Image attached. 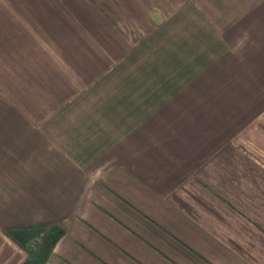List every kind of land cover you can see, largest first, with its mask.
Here are the masks:
<instances>
[{"label": "crops", "instance_id": "0c3cea01", "mask_svg": "<svg viewBox=\"0 0 264 264\" xmlns=\"http://www.w3.org/2000/svg\"><path fill=\"white\" fill-rule=\"evenodd\" d=\"M193 2H0V71L10 67L0 87L19 90L27 80L21 97L9 101L0 92V156L12 157L3 164L16 172L14 184L0 181L15 188L7 201L15 203L8 216L15 223L0 233L23 253L29 232L46 231L33 264H264V146H242L255 130L264 135V89L254 86L248 96L247 70L238 85L211 82L219 71L230 76V49L238 63H247L248 52L262 63L246 22L226 41L216 28L211 35L210 19L207 88L186 85L173 105L181 111L210 90L202 100L206 124L191 114L177 120V109L146 115L122 83L102 80L156 38L172 41L166 26ZM169 87L183 91L184 84ZM100 91L120 100L102 101ZM218 91L228 99L217 103ZM214 106L230 115L214 117ZM208 123L219 128L212 134ZM9 230L23 243L11 245Z\"/></svg>", "mask_w": 264, "mask_h": 264}, {"label": "rangeland", "instance_id": "374dc122", "mask_svg": "<svg viewBox=\"0 0 264 264\" xmlns=\"http://www.w3.org/2000/svg\"><path fill=\"white\" fill-rule=\"evenodd\" d=\"M2 1L10 2V0H0V2ZM189 2H191V0H189ZM197 2L199 6H196ZM210 4L215 8L210 10ZM156 16L158 15L156 14ZM174 18H177L175 22L172 25L169 23L166 26L167 31L170 33L167 35L171 36V38L173 37L172 41L169 40V43L164 44L159 43L158 38H156L146 45L144 49H141L138 55L142 56L138 57L136 54L137 57L135 56L134 59L130 57V59L128 58L127 60H120L121 65L119 66V70H115L113 75L104 76L102 80L122 83V85H120L121 89L128 91L129 95H131L130 98L135 100L136 106H141V108L149 110V114L146 112V115L151 116L153 113L157 115V109H159L161 114L164 109H166V112L171 109V114H174V110L177 109V120L184 117L186 114H191L193 118L192 121L197 122L199 120L200 122L202 120L205 123L204 116L207 117V115H205L206 111H202L204 109L202 100L210 98V90L198 92L193 100L187 102L189 107L183 105L181 111L179 109L180 107L176 106V108L173 107V105L177 104L181 95L188 94V92L185 91L186 85L189 86L191 83L198 82L199 85L204 84L202 88L206 87L207 79L210 76L206 74L205 68L208 62L204 60L207 58L206 55L210 50L211 19V23L214 25L212 26L215 30V32H211V35H216L217 29L222 35L220 38L225 40L224 37H226V41L229 35H237L239 25L246 22L247 31H250V36H247V41H250L252 45V42L256 40L260 44L261 49H263V51H261L263 56L262 63L258 62L256 64L251 60L249 52L246 54L247 63H238V51H234V48L230 49V53H227L231 56L225 60V67H231L229 69L230 76H222L223 74L219 71L218 74L216 73L213 75V81L211 80V82L217 85L216 87L219 89L227 88L228 84L238 85L236 81L239 76L242 77L243 75L241 74L247 70L246 77L248 87H246V90L248 96L255 91L254 86L259 87L262 84L261 88L264 89V0H195L192 4L187 5L179 16ZM191 25L193 27H191ZM217 25L225 27L229 25L232 26L231 29H229L219 28ZM180 30H182V32H180ZM191 30L194 32L193 34ZM228 31H230V33ZM231 38L237 39L238 36H233ZM226 41L224 43H226ZM160 47L163 50H161ZM235 48V50H237V46ZM255 50L252 49V47H247V51L254 53ZM7 67L9 66L7 65ZM7 67L5 69H7ZM5 69L1 68L0 84ZM59 70H63V67L59 68ZM11 78L12 81L15 82L13 76ZM26 83L27 80L24 79V87ZM174 83H183V91L169 87V84ZM13 86L6 85V88H4V86L0 87L1 96H4L6 99L10 98L8 100L12 101L15 99V94H18L20 97L21 94H24V87L17 90ZM143 89H145V91ZM218 92H222L223 97L222 100L217 103H222L228 99V95L225 94L226 92ZM101 93L103 95L102 101L106 100L114 103L120 100V98L112 96V93H114L112 91H100V94ZM82 97L85 98V96ZM184 99H189V97H184ZM1 105H3V102L0 100V107H2ZM215 106L213 107L215 111L212 110V107L210 109L214 117L225 114L230 115L228 110H220ZM141 108L137 109L141 110ZM7 112L6 113L9 115L10 113L8 110ZM172 123L173 122H167L168 127H171V125L174 127L175 125ZM208 124L210 125V132L213 134V127L216 129L219 128L220 123ZM256 134L257 130L251 134V139H247L242 146L250 147L249 144L264 146V135L256 137ZM6 159L13 160V158L8 155L0 156V181L14 184L16 172L3 164ZM138 159L139 155L136 157V162ZM3 186L4 184L0 182V208H5L0 211V229L4 234V229L2 228L6 225L8 227L9 224L12 225L15 223L13 218H8V216H10L9 213L12 216L15 214L13 210L15 203H13L14 201L7 202L11 200V198H14L15 188L13 185H9V187L7 186V190H4L2 188ZM8 233L7 237L12 239L11 245H13V242L15 243V240L17 243H23L20 242V238L13 230H9ZM43 233L44 234L37 236L36 232H29V234L33 235L29 237L32 238L33 241L26 246L23 253L10 247L9 241L0 233V264H19L22 262L23 254L26 258V263L33 264L34 260L43 254L45 248L47 235L45 234L46 231H43Z\"/></svg>", "mask_w": 264, "mask_h": 264}]
</instances>
